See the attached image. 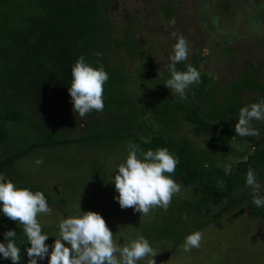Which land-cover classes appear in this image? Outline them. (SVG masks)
Segmentation results:
<instances>
[{"label":"rangeland","instance_id":"374dc122","mask_svg":"<svg viewBox=\"0 0 264 264\" xmlns=\"http://www.w3.org/2000/svg\"><path fill=\"white\" fill-rule=\"evenodd\" d=\"M164 1L175 11L172 19L162 11ZM203 1L200 8H204L203 4L209 5V21L200 15H191L194 4H190L195 0H112L105 5L109 10L108 19L114 24L115 36L124 39L126 27H132L135 34L132 39L135 44L140 43L145 54H132L134 48H131L129 56L126 48L117 50L114 44L105 49L106 64L117 71V81H122L123 86L116 83L103 93L109 92V98L104 100V118L97 113L80 121L72 110L70 99L64 95L51 96L50 88L43 92L49 98L44 102L40 96L42 91L35 96L32 92L36 89L24 90L28 85L25 81L0 82V113L10 108L20 113L17 120L4 123L8 137L0 144V161L41 143L47 132L61 139L91 137L87 143L34 147L0 166V172L14 184L37 185L53 202L51 214L37 216L51 242L58 238L59 221L67 215H76L79 205L81 212L99 213L118 244L127 243L134 233L143 234L157 251L153 258L155 264H264V219L247 212L251 202L245 205L237 202L244 197L252 199L251 189L245 186L244 179L242 186L230 192L228 198L216 197L207 218L202 215L204 209L195 184L182 182L181 192L173 196L166 211L155 208L147 216H140L132 208L121 209L113 199L118 193L110 182L111 177L127 155L128 142L134 143L132 138L121 136L125 132L135 133L143 140L155 134L178 139L179 146L188 148V154L200 163L219 158L225 167L230 165L228 159L235 162L242 158L236 153L252 150L243 140L233 139L230 147L234 152L223 159L218 149L207 146L209 135L195 134L191 123L184 120L189 106L197 102L199 95L189 98L190 86L186 98L181 100L164 86L169 78L168 55L175 42L171 33L175 32L189 45L185 64H193L194 58L205 55L208 51L205 45L211 38L222 43L227 40V45L234 48L229 56L226 51L222 56L212 51V58L200 62L198 71L217 79V82L213 80L215 87H208L203 96L199 114L204 118L223 117L226 107L232 104L242 107L263 97L264 0H230L231 6L225 14L224 0ZM220 11L224 15L221 21L222 14L214 15ZM234 13L240 15L237 17L239 26L235 29L229 20ZM170 20L175 23L169 24ZM240 38H245L246 44ZM221 58L226 59L222 61ZM243 62L259 68L257 78L253 77L255 68ZM251 86L256 87L252 90ZM253 127L259 133V129L264 130V122L258 121ZM260 135L246 138L254 141ZM139 151L142 152L140 148ZM38 157L43 159L41 165L34 164ZM261 173L262 177L258 175L263 178L264 185L263 169ZM261 194L264 195V191ZM11 222L0 214V235ZM16 225L24 237L22 225ZM197 230L202 233L200 248L184 252L181 247L184 237ZM147 259L142 264H146ZM38 264H47V258Z\"/></svg>","mask_w":264,"mask_h":264},{"label":"trees","instance_id":"16d2710c","mask_svg":"<svg viewBox=\"0 0 264 264\" xmlns=\"http://www.w3.org/2000/svg\"><path fill=\"white\" fill-rule=\"evenodd\" d=\"M195 1V3L192 2L190 4L191 6L194 4L191 15L193 17L200 15L208 20L205 17L206 12L202 10L207 9L209 5L207 3L203 4L205 9H200L201 2L204 1ZM108 2H112V0H0V82H6L11 79L25 81L28 83V87L26 86L24 90L27 92L35 91L36 89L35 92H32L35 93V96L42 91L40 96H42L41 100L44 102H47L49 98H47V95L44 96L43 92L49 88L50 92L53 91L51 96L52 94L56 96L64 95L66 99H70L67 92L71 79L70 67L78 57L83 56L85 61L93 67L97 66V62L104 66L109 76L104 84V92L108 91L107 88L114 87L116 83L122 87V81L120 83L117 81V71L110 69L111 67L106 64L105 49L114 44L115 46H113L117 50H120L119 48L121 47L126 48L127 55L130 54L129 49L131 48H134L132 54L143 55L145 53L140 43L137 41L138 44H135L136 41L132 39V37H135L132 27H126L124 39L121 40L118 36H115L114 24L108 19L109 10L105 8ZM230 3V0H224V4L222 3L225 12L229 11ZM162 7V11L168 19H172L176 15L167 1L162 3ZM117 38L120 40H117ZM100 50L101 55L97 57L95 53ZM233 50L232 47L225 48L229 55ZM203 58H194L193 64L190 65L198 70ZM243 64L255 68L253 77L257 78L259 68L254 67L249 62H243ZM187 65L182 62L175 67L177 70L183 71L186 70ZM213 80L214 77H209L205 72L200 73V82L191 86L187 92L189 93L188 97L191 99L195 94L199 95V97L197 102L189 106L188 109L190 110L185 114L184 120L191 123L195 134L204 133L209 135L208 139H206L207 146L212 149H218L221 152V157L224 158L231 150L230 142L233 139L243 138L236 136L233 131V122L238 116L240 106L232 104L226 107L227 109L223 111L225 112L224 116L220 118L211 117L206 119L200 115L199 109L202 105L205 91L208 87H215V81ZM256 86H251L250 88L253 90ZM262 87L264 89V86ZM108 94L109 92L107 95H103L104 100L109 98ZM104 110L100 112L93 111L87 114L85 118L91 114L95 116L97 113H101L104 118L106 116V110ZM47 114L50 115L49 112ZM19 116V111L14 108L0 113V144L5 142L8 137L4 123L17 120ZM227 116H233L235 119L232 117L227 119ZM85 118H79V120L84 121L83 119ZM121 136L132 138L142 152L148 149L155 150L164 147L174 153L179 163L176 166L173 179L180 180L185 185H197L200 192L201 207L204 209L202 215L205 218L211 211V206H214L213 202L216 203V197L223 195L228 198L230 192L236 187L242 186L245 173L249 167L258 172L260 176L263 174L261 173V170H264L263 145L254 148L246 156L245 160L238 162L232 170L228 171V174H225L226 168L218 164V159H211L209 163H200L193 155L188 154V148H184V145L179 146L178 139L165 138L161 134H155L150 136L149 139L143 140L137 134L127 132ZM90 139L91 137L87 135H83L78 139H61L57 138L53 133L47 132L41 143L33 144L19 151L16 155L1 160L0 166L29 152L34 147L87 143ZM218 181H222V185H218ZM19 186L28 187L33 191H42L49 206L52 205L53 202L39 186ZM248 201V197L237 200L243 205ZM232 203H235V201ZM247 211L251 215H256L257 218L261 216L264 219V208L253 206ZM9 229L17 232L16 243L21 248L20 264H27L28 257L24 252V248L29 245L26 244V239L22 237L20 228L14 222H11ZM42 231L48 234L46 229ZM3 240L4 237L0 242H3ZM46 243L51 244L52 242L48 239ZM0 264H11V262L8 259H4L0 260Z\"/></svg>","mask_w":264,"mask_h":264},{"label":"clouds","instance_id":"9594fccd","mask_svg":"<svg viewBox=\"0 0 264 264\" xmlns=\"http://www.w3.org/2000/svg\"><path fill=\"white\" fill-rule=\"evenodd\" d=\"M170 20L169 24H174ZM174 44L168 55L167 71L169 78L164 86L173 96L181 100L186 98L190 86L200 82V72L188 64L186 70L179 71L176 65L186 62L189 57V45L183 36L171 33ZM97 57L101 53H95ZM70 85L67 88L73 112L80 118L104 109V84L108 73L104 66L97 62L93 67L78 57L70 67ZM253 121L264 122V99L246 104L239 108L233 131L238 137L258 136ZM127 155L123 162L116 166L110 182L118 195L113 199L121 209L132 208L140 216H147L150 210L160 208L167 210L173 196L179 194L182 182L173 179L178 158L167 148L148 149L140 152L138 145L128 142ZM42 158L34 160L41 165ZM229 169H225L228 174ZM258 174L249 167L245 173V186L251 189V204L256 208H264V195L261 194V182ZM222 185V181L217 182ZM45 194L33 191L28 187H20L0 172V214L9 220L22 225L26 239L24 252L28 257L27 264H155L157 251L141 233H134L127 243L118 244L103 217L93 211L81 212L79 205L76 215L63 217L58 227V238L51 244L46 243L50 237L42 231L38 222V214H51ZM0 242V260L8 259L11 264H20L21 248L17 246V232L8 229L3 233ZM202 233L197 230L186 235L182 249L188 252L199 249Z\"/></svg>","mask_w":264,"mask_h":264},{"label":"flooded vegetation","instance_id":"af4514ba","mask_svg":"<svg viewBox=\"0 0 264 264\" xmlns=\"http://www.w3.org/2000/svg\"><path fill=\"white\" fill-rule=\"evenodd\" d=\"M196 2V1H195ZM234 3V2H233ZM230 6H231V3H230ZM230 6H229V8H230ZM234 6V5H233ZM201 9V8H200ZM205 9V8H204ZM229 10V9H228ZM196 12H197V9H196ZM205 12H206V14H205V17L209 20V15H211L210 14V11H209V8L207 7V9H205ZM232 12H233V10H232ZM226 12L223 10V14H225ZM222 14V11H220V12H218V13H216V14H214V15H221ZM221 15L220 16V18H219V21H221V19H223L224 18V15ZM237 14H240L239 12L237 13ZM237 14H233V16H231L230 17V22H231V25H232V27L235 29V27H238L239 26V20L237 19V17L238 16H240V15H238V16H236ZM202 21H203V18H202ZM218 21V22H219ZM204 22V21H203ZM210 23V25H212V23H211V21L209 22ZM243 44H246V42H245V38H240L239 39ZM223 41H225V40H223ZM213 42H214V44H213ZM227 43H229L227 40L225 41V42H220V41H213V38H211L210 39V42H208V44H206L205 45V47L207 46V52L205 53V55H203V56H201V57H204L203 58V60L202 61H204V60H206V59H208L209 57L210 58H212V54L214 53V51H216V52H219L218 53V55L219 56H222L221 55V53H223V52H225V48L226 47H230L229 45H227ZM234 49V48H233ZM212 51H213V53H212ZM234 51V50H233ZM232 51V52H233ZM212 53V54H211ZM217 55V54H216ZM227 56H229V54L227 55ZM226 58H221V60L222 61H224ZM214 79L216 80V82H217V79L214 77ZM262 96H263V94H262ZM261 99H264V96L261 98ZM228 118L227 119H231L229 116H227ZM258 125V121H253V123H252V126L253 125ZM233 126H234V122H233ZM259 133H261V135L259 136V138L257 139V140H254V141H250V140H247V138L246 137H244V138H242V139H237V140H243V142L244 143H248L250 146H252V150L254 149V148H257V147H259V146H262V145H264V130H262V129H259ZM251 150V151H252ZM250 151V152H251ZM232 152H234L233 151V149L231 148V150L229 151V153L228 154H230V153H232ZM250 152H247V153H236L238 156L239 155H241L240 157H242L241 159H238V160H236L235 162H233V160L232 161H229V160H231V159H228V162H229V164L230 165H228L227 167H225L224 165H223V163H220V159L218 158V164L219 165H221L222 167H225V168H227V169H229V170H232V168L233 167H235V165L238 163V162H240V161H243V160H245L246 159V156L250 153ZM225 158V157H224ZM223 158V159H224ZM223 159H221L222 161H223ZM224 162V161H223ZM261 177H262V175H261ZM260 177H258V180L261 182V180L263 179H259ZM263 188H264V185L261 183V192H263L264 190H263ZM249 202H251L250 200H249ZM249 204V203H248ZM251 204V203H250ZM250 207H252V206H250ZM248 212V211H247ZM249 214H250V212H248ZM10 226H11V223H9V227H8V229L10 228ZM262 227H263V225H262ZM8 229H6L5 231H7ZM5 231H3L2 233H1V235H0V240L1 239H3V233L5 232ZM120 244H122V242H120Z\"/></svg>","mask_w":264,"mask_h":264},{"label":"crops","instance_id":"0c3cea01","mask_svg":"<svg viewBox=\"0 0 264 264\" xmlns=\"http://www.w3.org/2000/svg\"><path fill=\"white\" fill-rule=\"evenodd\" d=\"M218 87V86H217ZM219 88V87H218ZM236 121V120H235Z\"/></svg>","mask_w":264,"mask_h":264}]
</instances>
